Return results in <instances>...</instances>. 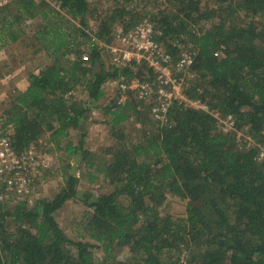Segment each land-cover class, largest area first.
<instances>
[{
    "label": "trees",
    "instance_id": "obj_1",
    "mask_svg": "<svg viewBox=\"0 0 264 264\" xmlns=\"http://www.w3.org/2000/svg\"><path fill=\"white\" fill-rule=\"evenodd\" d=\"M119 1L96 17L95 37L110 43L115 26L126 33L147 20L173 61L180 45H189L195 56L184 92L208 112L174 103L163 124L149 123L147 101L131 107L115 100L104 115L118 141L103 158L84 149L83 132L77 144H63L102 100L104 84L130 81L133 72L103 67L87 33L94 14L88 0H16L0 8V46L28 34L48 58L28 71L24 90H13L0 114L1 134L16 153L36 150L47 138L52 150L85 161L95 172L91 179L99 175L112 187L107 194L80 193L79 179L64 173L51 199L39 198L31 207L24 200L11 209L0 201V264H96L97 251L100 264H264V0H229L216 8H202L200 0H165L167 8L152 15ZM237 13L242 21L231 22ZM35 21L38 27H24ZM77 92L87 101H78ZM216 114L232 121V133L217 129ZM131 118L142 129L137 142L120 132ZM237 132H247L253 142L239 145ZM167 195L187 201L184 217L166 212ZM78 199L87 209L88 240L70 239L55 217ZM124 249L128 257L119 260Z\"/></svg>",
    "mask_w": 264,
    "mask_h": 264
},
{
    "label": "rangeland",
    "instance_id": "obj_2",
    "mask_svg": "<svg viewBox=\"0 0 264 264\" xmlns=\"http://www.w3.org/2000/svg\"><path fill=\"white\" fill-rule=\"evenodd\" d=\"M52 5L54 4L52 0H47ZM90 9L94 12L92 17L88 19V29L87 33L90 35L95 45L101 52V57L103 60V67L108 69L110 66H115L114 58L120 55V52L125 50L126 46L120 42V40L115 38V35L119 34L121 31V26L117 25L114 28V38L110 43L105 41H100L95 37L96 32V17L100 15L109 14L114 9L113 0H88ZM229 0L226 2L218 0H200V5L202 8L210 7L216 8L218 6H226ZM126 6L128 8H134L140 14L146 13L147 15H152L164 7L167 8L165 0H154L148 1L145 5L141 0H134L131 3L125 4L123 0L119 1V6ZM137 7V8H136ZM225 16V15H222ZM216 19L215 21H217ZM231 22H241L242 14H236L232 17ZM77 23V21H73ZM259 22L264 24V19L259 18ZM34 24V27H38L40 22L35 21L27 22L24 27ZM208 27V25H207ZM187 40V38H184ZM24 42V43H23ZM189 44V43H188ZM39 46V47H38ZM183 49H188L189 45H180ZM40 49V45L27 35L22 37L13 43H8L5 46H0V114L4 110L11 100V96L14 94L13 90L19 89L24 90L22 85L15 86V81L24 79L29 71L37 70L38 67L45 65L46 58L44 52L39 53L36 58L33 56L34 53ZM87 47L82 46L81 49L85 50ZM117 54H114V50ZM37 64V65H36ZM139 68V67H138ZM137 68V69H138ZM140 69V68H139ZM137 73V72H136ZM133 72L134 78L137 76ZM184 76L183 82L186 81ZM111 81H117V79L109 80L104 84V97L102 100L95 105V107H90L87 114L86 120L83 122L80 130L74 129L70 132V136L62 140L63 144L68 142H73L77 144L81 138L80 132L85 134L84 136V149L97 155L98 157H104V151L106 148L115 146L117 144V138L114 132L111 131L109 124V116L104 115L105 109L112 106L113 102L116 100L117 104H123L128 101L132 107L137 103L139 98L137 97V90L127 94L128 92H122L115 83H109ZM27 82V80H26ZM75 98L78 101L86 102L87 99L84 93H75ZM143 104L148 105L147 102L143 101ZM139 111L144 110V106L138 107ZM149 112V109H148ZM150 113V112H149ZM148 113V114H149ZM152 117V116H151ZM149 116L148 122L153 123L154 120ZM219 131L223 133H232L234 131L232 121L220 122L218 124ZM120 132L123 133L127 141L137 142L142 138V129L140 124L137 123L133 118L129 119L122 125ZM236 142L241 144H251L253 140L248 136L247 132H237ZM47 138L42 139L41 146L35 150L37 154L38 167L36 168L33 175L29 176L30 181V192L28 196L24 199L22 196L17 195L12 191L2 190V204L6 205L7 208H13L16 204L26 201L28 206L31 207L33 202L39 198L51 199L59 191V188L63 185V174H73L79 179L78 190L80 193H91V194H107L112 191L111 185L107 180L103 179L101 176L94 177V170L85 167V161H76L71 159H65L64 149L52 150V144L46 143ZM69 165V166H67ZM187 201L179 198L175 195H167L165 204L166 212L175 217L185 216V207ZM87 209L83 204L81 199L69 201L67 204L56 214V220L59 226L63 229L64 233L72 240H88L84 232V225L87 217ZM117 257L119 260H124L128 257L127 250H120L117 252ZM102 258V253L100 251L96 252V264H100Z\"/></svg>",
    "mask_w": 264,
    "mask_h": 264
},
{
    "label": "built area",
    "instance_id": "obj_3",
    "mask_svg": "<svg viewBox=\"0 0 264 264\" xmlns=\"http://www.w3.org/2000/svg\"><path fill=\"white\" fill-rule=\"evenodd\" d=\"M14 1L16 0H0V8ZM118 33L115 38L126 48L114 58V65L119 68L129 67L135 73L142 67L145 70L141 77L132 78L130 81L122 77L108 84H117L120 91L125 93L137 90L138 100L150 104L149 112L156 123L163 124L166 121V114L174 103L208 112L207 105L200 100L187 97L183 88L182 75L192 77L190 67L195 51H191L190 48L182 49L177 60L173 61L172 56L164 50L157 39L159 33L147 20L126 33L121 31ZM113 51L116 55L115 49ZM214 116L218 117L217 114ZM37 158L35 150L32 149L16 153L9 139L0 132V187L25 199L30 192L29 176L33 175L38 167ZM259 158H264V151L259 154ZM0 201L2 202V191Z\"/></svg>",
    "mask_w": 264,
    "mask_h": 264
},
{
    "label": "crops",
    "instance_id": "obj_4",
    "mask_svg": "<svg viewBox=\"0 0 264 264\" xmlns=\"http://www.w3.org/2000/svg\"><path fill=\"white\" fill-rule=\"evenodd\" d=\"M41 52H42V51H39V50H38L36 53H34V54H33V56H35L34 59L36 58V56H37L39 53L41 54ZM36 54H37V55H36ZM44 54H45V53H44ZM45 58H46V63H47V62H48V58H47L46 54H45ZM46 63H45V64H46ZM36 65H37V64H36ZM40 67H41V66H40ZM40 67H39V68H40ZM32 71H35V72H36V70H32ZM27 72H28V71H27ZM26 75H27V74H26ZM26 75L23 76L24 79H20V78H19V80L15 81V86H16V87H18L17 85L21 84L22 87H23V89L26 88V86H27Z\"/></svg>",
    "mask_w": 264,
    "mask_h": 264
},
{
    "label": "water",
    "instance_id": "obj_5",
    "mask_svg": "<svg viewBox=\"0 0 264 264\" xmlns=\"http://www.w3.org/2000/svg\"><path fill=\"white\" fill-rule=\"evenodd\" d=\"M95 66H96V67H98V66H99V64L96 62V63H95Z\"/></svg>",
    "mask_w": 264,
    "mask_h": 264
}]
</instances>
